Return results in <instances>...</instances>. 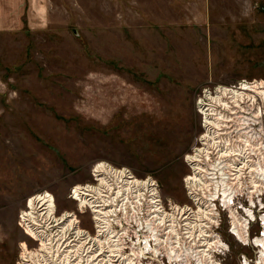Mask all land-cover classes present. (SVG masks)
I'll return each mask as SVG.
<instances>
[{"label":"rangeland","instance_id":"1","mask_svg":"<svg viewBox=\"0 0 264 264\" xmlns=\"http://www.w3.org/2000/svg\"><path fill=\"white\" fill-rule=\"evenodd\" d=\"M243 80L264 81V0H0V264L31 244L16 223L26 199L48 191L74 210L70 188L99 161L187 203L196 99ZM263 114L238 122L264 129ZM227 228H212L214 263L256 264L257 229L246 245Z\"/></svg>","mask_w":264,"mask_h":264},{"label":"built area","instance_id":"2","mask_svg":"<svg viewBox=\"0 0 264 264\" xmlns=\"http://www.w3.org/2000/svg\"><path fill=\"white\" fill-rule=\"evenodd\" d=\"M261 83L264 81L243 80L201 89L196 109L203 129L184 157L188 173L182 183L187 203L163 198L160 185L150 176L138 177L128 167L96 162L90 179L69 190L67 198L75 204L74 210L58 212L54 195L48 191L26 199L16 223L31 244L20 243L16 264H197V259L209 264V255L213 259L222 244L212 228L223 222L219 216L223 212L227 231L240 243L247 245L249 239L246 243L238 239L233 228L241 227L247 238L250 227L257 229L251 241L255 258L249 261L258 264L263 249L255 239L264 238V178L255 169L264 166V129H235V123L239 124L235 116H240L239 106L250 109L244 115L258 106L264 111L258 93L263 89ZM248 97L254 99L253 107ZM205 120L211 129L205 128ZM220 149L229 153L220 156ZM231 161L237 168L228 164ZM220 170H224L225 187L247 199L239 209H235L236 196L224 197L221 191ZM229 196L226 205L224 198ZM84 214H88L86 227L82 224ZM182 251H187V256Z\"/></svg>","mask_w":264,"mask_h":264},{"label":"bare ground","instance_id":"3","mask_svg":"<svg viewBox=\"0 0 264 264\" xmlns=\"http://www.w3.org/2000/svg\"><path fill=\"white\" fill-rule=\"evenodd\" d=\"M263 86H262V88L263 89H260L259 91H258V93H259V96L261 97V99L263 100V103H264V84L263 83H261ZM241 100H243V103H245V101H244V97L242 96L241 97ZM248 102H250L251 104H249V106H254V104H253V102H254V99L252 98V97H248ZM240 107V116L239 117H237V116H235V122H238V121H243V122H247V120H249V122L252 120V121H254V120H256V121H259V119H260V116H261V114H263V110H262V107H260V106H258V107H256V110L255 111H253L252 112V115L251 116H248V115H244V112H241L242 110H247L245 107H243V106H239ZM233 112V111H232ZM236 113V112H235ZM234 113V114H235ZM225 120L226 119H229V118H227V116H225V118H224ZM254 119V120H253ZM231 119H229L228 121H230ZM232 121H234V120H232ZM242 122V123H243ZM239 123V122H238ZM215 124V126H219L218 124H216V123H214ZM246 124V123H245ZM256 124V123H255ZM239 125V129H252V125H254V124H250L249 125V127H246L247 125H241V124H238ZM224 126H225V124H224ZM260 126V125H259ZM208 127H211L210 126V124H208L207 122H206V120H205V128L206 129H211V128H208ZM263 127V126H262ZM221 150V149H220ZM220 150H219V155L220 156H223V155H227L228 153H229V151H227V150H222L221 152H220ZM264 155H262V157H263ZM234 162L233 161H231V162H229L228 164H230L232 167H234V168H237V166H235L234 164H233ZM222 168V167H221ZM256 170V172H257V175H259V177L261 178L262 177V174H263V178H264V166L263 167H260L259 166V168L257 169H255ZM219 173H220V178H219V183H220V185L222 186V189H221V191H222V193L224 194V197L225 196H227V195H231V193H232V190L230 189V188H226L225 187V185H226V181H225V178H224V176L222 175V173H223V171L222 170H220L219 171ZM212 182H213V184H214V186H215V188H218V181H216L215 180V178H213V180H212ZM229 198H230V196L229 197H226V198H224V202L226 203V205L228 204V200H229ZM54 204L56 205V203H55V198H54ZM230 210V209H229ZM230 213H231V216L235 219V218H237V216H236V212H234L233 210H230ZM233 233H235V234H237L238 235V239H240L241 241H243V242H247L248 241V238H247V235L246 234H244V231H243V229L240 227V228H237V229H234L233 228ZM222 243V242H221ZM255 244L256 245H258V246H260L263 250H264V238H259V239H255ZM218 249V248H217ZM263 250H261L260 251V257H259V260H258V263L259 264H264V262H263V258H264V251ZM183 252V254H184V256H187V251H182ZM179 251H176L175 252V254H174V256L175 257H177V255H179ZM199 256V255H198ZM200 256H204V254H200ZM263 256V257H262ZM184 260H185V258H184ZM185 261H187V260H185ZM209 264H215L214 263V261H213V259H211V256L209 255ZM197 264H202L201 263V260L200 259H197ZM243 264H249L248 262H244Z\"/></svg>","mask_w":264,"mask_h":264},{"label":"flooded vegetation","instance_id":"4","mask_svg":"<svg viewBox=\"0 0 264 264\" xmlns=\"http://www.w3.org/2000/svg\"><path fill=\"white\" fill-rule=\"evenodd\" d=\"M222 150H220V152H221ZM226 168V166L224 167V169ZM224 171V170H223ZM222 175H224V173H222ZM232 194H234L233 192L231 193V195ZM234 196H236V198H237V200H238V204L236 205V208L235 209H239V205L241 204V202H246L247 201V199H246V197H245V195H235L234 194ZM224 209V208H223ZM223 211V210H222ZM222 217H223V222L221 221V225L224 223V221H225V219H226V214H225V212H223L222 214ZM221 219V218H220ZM255 234V233H254ZM222 255H224L223 253H222ZM158 264H160V263H158Z\"/></svg>","mask_w":264,"mask_h":264}]
</instances>
